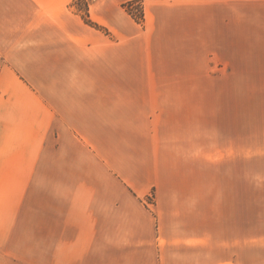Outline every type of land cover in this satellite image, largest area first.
I'll return each mask as SVG.
<instances>
[{
	"label": "crops",
	"instance_id": "obj_1",
	"mask_svg": "<svg viewBox=\"0 0 264 264\" xmlns=\"http://www.w3.org/2000/svg\"><path fill=\"white\" fill-rule=\"evenodd\" d=\"M70 1L0 0V264L81 243L88 264H264V0H143L142 25L95 0L108 33ZM170 60L183 81L155 73ZM170 83L183 107L158 102ZM82 146L91 218L66 220ZM151 187L153 213L135 198Z\"/></svg>",
	"mask_w": 264,
	"mask_h": 264
},
{
	"label": "rangeland",
	"instance_id": "obj_2",
	"mask_svg": "<svg viewBox=\"0 0 264 264\" xmlns=\"http://www.w3.org/2000/svg\"><path fill=\"white\" fill-rule=\"evenodd\" d=\"M95 0H71L70 1V6L76 11L78 12L81 17H82V13L85 12L86 8L88 10V14H89V5L94 2ZM85 3L87 4V6L85 5ZM120 6L123 8V10L128 14V17H131L132 19H134V21H136L139 24H144V20H145V16H144V1L143 0H125L123 2H121ZM86 10V11H87ZM130 15V16H129ZM89 18L92 20V18L90 17L89 14ZM83 19V17H82ZM130 19V18H129ZM84 20V19H83ZM94 23H96V26L90 25L92 27H95L98 30H102L104 32L108 33V29L107 27L103 26L102 24H100L99 22L92 20ZM85 22V21H84ZM86 23V22H85ZM88 24V23H87ZM193 28V32L194 34L196 33V31H198V29L200 28V20L199 19H194L192 21H188V25L186 27V29H191ZM174 46L179 47L180 43L179 42H171ZM194 45L197 43L195 41H193ZM158 47V46H157ZM181 61L177 60V62H173L172 60H170L169 62H162L160 66H158V68H155L154 71L156 74H159L160 76H177L182 80L179 81H183L184 77H185V67L183 65H181ZM159 64V62H158ZM155 87H157V85H155ZM185 85L183 83H170V84H161L158 85V90L162 99L158 100V102L160 101V104L162 107H166L169 106V108H180L183 107V101L180 100H173L171 99L173 96H170V94H178L180 92H183ZM149 102H151L150 100H145L144 103L145 104H149ZM175 111L170 112V115H167V117H170L173 115ZM172 121H176L178 119L177 115H174L173 117H171ZM115 127V125H114ZM147 130H148V126H146L145 129L142 130L143 133L147 134ZM83 134V133H82ZM84 134H88L87 132ZM114 136L112 139V143H110V145L112 146V144L114 146L119 145L121 136L119 134V132H117V129H114L113 132ZM129 138V137H128ZM83 141V138H82ZM111 150H113V148L111 149V147H108ZM79 150V149H77ZM115 150V148H114ZM68 153L66 152V155ZM72 154V152H71ZM77 156H79L80 160V165H78L80 168L78 169L77 173L72 172V174H68L66 172V180H65V188H66V192H65V202H66V210H65V219H77V220H89L91 218V210L92 207H89V197L86 194L87 193V187L90 184V180L88 179V174H89V161H88V148L85 147H81V149L79 150V152L77 153ZM77 166V165H76ZM69 167V166H68ZM135 198L139 199L140 202H142V204L149 209L152 213L154 212L153 209L155 207V201H156V195L154 192V187H151V189L142 197H138L135 196ZM135 198L133 197V200H135ZM129 203L134 204L135 201L130 200ZM136 212V211H135ZM94 213V212H93ZM96 215V213H94ZM44 216L45 214H38L35 213L33 214L34 219H42V216ZM49 215V219H56V215L55 213H48ZM98 218L101 215L100 213H97ZM101 217V216H100ZM135 217V214H134ZM139 219H141L140 217H138ZM28 230V229H27ZM54 230L50 228V232ZM29 231V230H28ZM32 232L35 233V229L32 230ZM30 232V231H29ZM33 233V234H34ZM79 241V239L77 240ZM80 241H89L88 236H85L81 233V238ZM55 243H52V241H50L49 243V252H52L55 249ZM80 246L81 247V251H79L78 254H76L77 256H79L80 258L77 260H64V261H58L56 259H50L48 260V264H88L90 262L89 260V248L87 249V247L89 246L88 243L84 244H80L77 245V247ZM79 250V249H78ZM82 258V259H81ZM47 261H42L40 263V261L38 262V264H44ZM27 264H36V261H33L32 263L27 262Z\"/></svg>",
	"mask_w": 264,
	"mask_h": 264
},
{
	"label": "trees",
	"instance_id": "obj_3",
	"mask_svg": "<svg viewBox=\"0 0 264 264\" xmlns=\"http://www.w3.org/2000/svg\"><path fill=\"white\" fill-rule=\"evenodd\" d=\"M85 5L87 6V4L85 3ZM87 10V8H86ZM82 13V17L84 19V21L90 25L96 26V23H94L90 18H89V14H88V10Z\"/></svg>",
	"mask_w": 264,
	"mask_h": 264
}]
</instances>
